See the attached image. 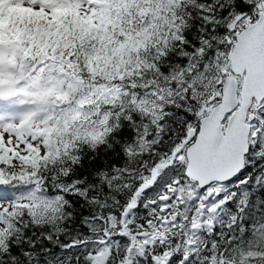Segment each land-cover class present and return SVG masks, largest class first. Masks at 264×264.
<instances>
[{
    "label": "snow or ice",
    "instance_id": "obj_1",
    "mask_svg": "<svg viewBox=\"0 0 264 264\" xmlns=\"http://www.w3.org/2000/svg\"><path fill=\"white\" fill-rule=\"evenodd\" d=\"M0 264H264V0H0Z\"/></svg>",
    "mask_w": 264,
    "mask_h": 264
}]
</instances>
